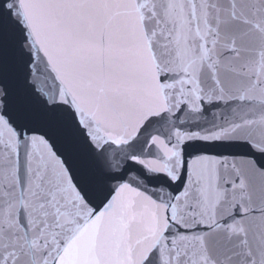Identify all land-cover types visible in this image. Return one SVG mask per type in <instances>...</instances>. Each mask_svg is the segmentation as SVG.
Listing matches in <instances>:
<instances>
[{
    "label": "snow or ice",
    "instance_id": "obj_1",
    "mask_svg": "<svg viewBox=\"0 0 264 264\" xmlns=\"http://www.w3.org/2000/svg\"><path fill=\"white\" fill-rule=\"evenodd\" d=\"M0 264H264V0H0Z\"/></svg>",
    "mask_w": 264,
    "mask_h": 264
}]
</instances>
